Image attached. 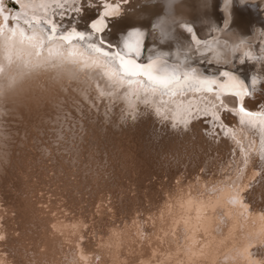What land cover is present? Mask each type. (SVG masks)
Returning a JSON list of instances; mask_svg holds the SVG:
<instances>
[{
  "label": "bare ground",
  "instance_id": "obj_1",
  "mask_svg": "<svg viewBox=\"0 0 264 264\" xmlns=\"http://www.w3.org/2000/svg\"><path fill=\"white\" fill-rule=\"evenodd\" d=\"M13 1L20 12L0 0V264H264V116L237 108L264 113V0H82L79 26L119 8L102 33L117 47L141 30L137 62L215 81L170 93L8 21L79 0Z\"/></svg>",
  "mask_w": 264,
  "mask_h": 264
},
{
  "label": "snow or ice",
  "instance_id": "obj_2",
  "mask_svg": "<svg viewBox=\"0 0 264 264\" xmlns=\"http://www.w3.org/2000/svg\"><path fill=\"white\" fill-rule=\"evenodd\" d=\"M0 7L4 9L2 3H0ZM25 7L33 6L25 5ZM57 7L62 8L64 5H57ZM103 7L104 11L101 17L90 24V32L70 28L58 34V27L60 26L52 20L44 19L41 21L38 18L31 20L25 18L21 21L20 16L15 14L20 12V9L11 15V24L13 27L22 24L23 28L27 29L30 34L38 33L42 35L49 44L59 43L72 50L79 48L83 44L89 56L95 57L97 60H104L106 65L111 68L112 75L119 78L120 83L127 82L129 85L140 83L147 86L145 91L151 89L153 92L160 90L164 93L185 88L213 91L211 85L215 83L214 80L200 79L188 74L182 75L177 71L176 66L163 62L159 55L150 58L146 63L137 62L134 57H138L141 54V30H135L130 33L129 38L123 44V48H118L110 41L104 40L102 33L107 27L106 19L116 15L119 12V8L110 4H105ZM76 11L80 12L82 9L78 8ZM187 31L191 33L192 28L189 27ZM94 41H98V43ZM223 75L228 76L229 74L224 72ZM239 110L247 116L252 115V113L246 112L243 106Z\"/></svg>",
  "mask_w": 264,
  "mask_h": 264
},
{
  "label": "water",
  "instance_id": "obj_3",
  "mask_svg": "<svg viewBox=\"0 0 264 264\" xmlns=\"http://www.w3.org/2000/svg\"><path fill=\"white\" fill-rule=\"evenodd\" d=\"M8 2H9V8H12L13 10H15L16 11V9H17V4L15 3V2H13L12 0H8ZM107 19H109V17L107 18ZM8 21H11V18H8ZM119 48V47H118ZM138 59H141L142 58V54H141V56H139V57H137ZM143 63H145V61L143 62ZM207 69H209V68H207ZM210 69H213V70H215L216 72L215 73H217V70L218 71H220V73H223V71H225V70H231L232 71V69H229V68H226V67H215V68H210ZM219 77H223V75L222 74H219L218 75ZM251 94V92H250V90L249 89H247V92H246V94H245V97L246 96H249ZM221 95H228V94H221ZM250 111H248V110H246V112H249V113H252V115L251 116H254V117H259V116H264V113H263V111H257V110H251V109H249Z\"/></svg>",
  "mask_w": 264,
  "mask_h": 264
},
{
  "label": "rangeland",
  "instance_id": "obj_4",
  "mask_svg": "<svg viewBox=\"0 0 264 264\" xmlns=\"http://www.w3.org/2000/svg\"><path fill=\"white\" fill-rule=\"evenodd\" d=\"M223 126L227 127V125H225V124H224ZM203 133H205V131H204V130H203ZM216 133H217V132H216Z\"/></svg>",
  "mask_w": 264,
  "mask_h": 264
}]
</instances>
